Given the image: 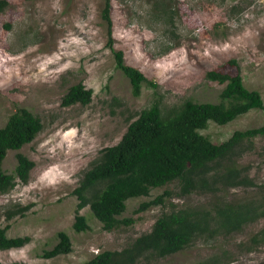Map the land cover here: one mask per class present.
I'll list each match as a JSON object with an SVG mask.
<instances>
[{
    "label": "rangeland",
    "instance_id": "374dc122",
    "mask_svg": "<svg viewBox=\"0 0 264 264\" xmlns=\"http://www.w3.org/2000/svg\"><path fill=\"white\" fill-rule=\"evenodd\" d=\"M0 13V126L19 106L37 114L42 128L19 149L8 150L2 166L11 171L16 152L34 160L27 182L17 181L0 193V226L9 222L7 234L29 235L19 247L0 249V264H57L83 261L104 249H121L150 229L162 211L185 205H206L207 192L180 195L175 183L129 197L128 218L108 230L91 212L79 209L89 227L75 231L77 196L73 188L101 148L116 143L143 107L159 100L163 113L184 99L224 102L226 82L210 79L218 69L235 73L239 68L248 88L264 100V0H111L113 43L101 16L104 0H8ZM138 67L148 80L134 95L129 78L115 65L114 50ZM234 59L236 64L229 62ZM82 81L92 88L91 100L64 105L68 87ZM264 123V109L251 108L226 123L208 120L199 131L213 142L226 139L235 129ZM249 166L256 182L264 180V138L238 158ZM164 188H172L164 203L137 209ZM225 198L241 200L256 195L254 186L220 191ZM90 196V192H88ZM29 204L23 215L9 220L5 210ZM264 218L240 231L214 238L199 237L166 256L142 258L139 264H264V244L250 241ZM68 232L72 249L52 257L41 252Z\"/></svg>",
    "mask_w": 264,
    "mask_h": 264
},
{
    "label": "trees",
    "instance_id": "16d2710c",
    "mask_svg": "<svg viewBox=\"0 0 264 264\" xmlns=\"http://www.w3.org/2000/svg\"><path fill=\"white\" fill-rule=\"evenodd\" d=\"M8 0H0V13ZM101 16L107 25L108 44L113 43L111 0H104ZM115 65L129 78L131 91L138 95L143 82L152 85L136 66L124 59L121 49L114 50ZM229 62L236 64L234 59ZM206 76L226 82L221 91L229 103L184 99L163 113L159 100L143 107L127 125L120 139L101 148L99 155L83 170L78 184L73 188L77 196L75 219L72 227L83 231L89 227L85 214L79 209L89 204L91 212L105 229H112L128 218H119L129 197L148 195L150 190L174 182L180 195L207 192L211 199L206 205H185L162 211L149 230L137 235L121 249H104L92 257L76 262L57 264H139L142 258L160 257L177 252L199 237L214 238L240 231L243 226L264 218V180L256 182L247 164L238 158L254 148L256 137L264 138V123L245 129H235L226 139L213 142L199 130L208 120L226 123L251 108L264 109L259 90L248 88L239 68L235 73L210 69ZM92 88L82 81L71 84L63 94L64 105L91 100ZM42 128L40 117L25 106L12 111L0 126V193L11 190L17 181L27 182L35 162L21 151L16 152V163L11 171L3 168V160L10 149H19L30 142ZM238 186L256 187V195L241 200H230L220 191ZM90 192V196H88ZM172 188H164L153 198L138 206L164 203ZM29 204H14L5 210L9 220L23 215ZM10 223L0 226V249L19 247L29 241V235H8ZM57 240L41 255L52 257L72 249L70 235L58 230ZM250 241L264 244V223L252 233ZM13 264H24L13 262ZM48 264V263H40Z\"/></svg>",
    "mask_w": 264,
    "mask_h": 264
}]
</instances>
